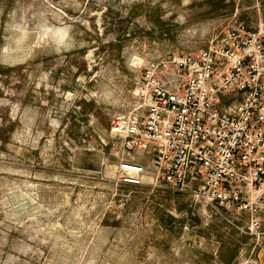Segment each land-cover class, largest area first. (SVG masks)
<instances>
[{
  "label": "rangeland",
  "instance_id": "rangeland-1",
  "mask_svg": "<svg viewBox=\"0 0 264 264\" xmlns=\"http://www.w3.org/2000/svg\"><path fill=\"white\" fill-rule=\"evenodd\" d=\"M235 21L264 0H0V264H258L264 210L113 175L138 67Z\"/></svg>",
  "mask_w": 264,
  "mask_h": 264
},
{
  "label": "built area",
  "instance_id": "built-area-1",
  "mask_svg": "<svg viewBox=\"0 0 264 264\" xmlns=\"http://www.w3.org/2000/svg\"><path fill=\"white\" fill-rule=\"evenodd\" d=\"M131 109L110 117L115 181L163 187L222 218L264 210V27L235 21L205 46L138 67Z\"/></svg>",
  "mask_w": 264,
  "mask_h": 264
},
{
  "label": "crops",
  "instance_id": "crops-1",
  "mask_svg": "<svg viewBox=\"0 0 264 264\" xmlns=\"http://www.w3.org/2000/svg\"><path fill=\"white\" fill-rule=\"evenodd\" d=\"M251 26H253V25H251ZM257 262H258V264H264V242L261 244V246L259 247V249L257 251Z\"/></svg>",
  "mask_w": 264,
  "mask_h": 264
}]
</instances>
